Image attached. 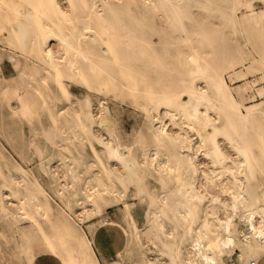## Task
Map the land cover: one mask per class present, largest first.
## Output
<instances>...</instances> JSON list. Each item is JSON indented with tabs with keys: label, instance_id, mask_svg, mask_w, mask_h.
I'll return each instance as SVG.
<instances>
[{
	"label": "bare ground",
	"instance_id": "6f19581e",
	"mask_svg": "<svg viewBox=\"0 0 264 264\" xmlns=\"http://www.w3.org/2000/svg\"><path fill=\"white\" fill-rule=\"evenodd\" d=\"M4 60L0 264H120L111 207L141 264H264V0H0Z\"/></svg>",
	"mask_w": 264,
	"mask_h": 264
},
{
	"label": "rangeland",
	"instance_id": "374dc122",
	"mask_svg": "<svg viewBox=\"0 0 264 264\" xmlns=\"http://www.w3.org/2000/svg\"><path fill=\"white\" fill-rule=\"evenodd\" d=\"M7 62H8L7 60H4V61H2L0 63V82H1L2 74L5 75V76H8V75L14 74V72H15V70L12 68L10 63L9 62L7 63ZM226 79H227L228 82H230L231 81V76L230 75H226ZM73 89H74V91H78V88L76 89L74 87ZM128 108L131 109L130 107H128ZM131 122H132V116H131L130 112L128 111V109L126 108L124 113H123V115L120 117V126H122L125 130L126 129L128 130V129H130V123ZM22 129L23 130L26 129V126L22 125L20 128H11V129H9L10 130L9 132L0 128V137H1L0 138V149H2L3 152H5V153L9 151L8 153H9V156H10L11 160L15 159L19 163H21L23 166L34 169L36 164L38 163V160H37L36 156L35 155L31 156L28 159L29 163L22 161L20 159V157H18V154L15 152V150H14L15 147L11 144V141L8 139L9 135H11L12 138L18 142L19 139H20L19 138V133L22 131ZM2 132L5 135H3ZM2 136H3L4 139L2 138ZM102 216H103L102 218H104L105 222H103L102 224H98L95 227L94 231L96 232L98 239H102L103 238V239H108V241L110 240L109 241V242H111V246H110V249H109L110 256H111L110 260L117 259V260L120 261V264H141L139 262H136L133 252L131 250H128L129 246L127 247V244L129 243L130 237H129L128 228L126 226L124 217L122 215L121 208H118V207L106 208V210H104V212L102 213ZM93 220H96V219L94 218ZM121 225H122V227H121ZM84 228L86 229V225H84ZM95 232H94V234H95ZM117 249L121 250V253H119L118 255H115L116 251H118ZM36 264H60V263H59V261L56 258L52 257L50 254L46 253L45 251H43L41 249L40 251H38V260H37Z\"/></svg>",
	"mask_w": 264,
	"mask_h": 264
},
{
	"label": "crops",
	"instance_id": "0c3cea01",
	"mask_svg": "<svg viewBox=\"0 0 264 264\" xmlns=\"http://www.w3.org/2000/svg\"><path fill=\"white\" fill-rule=\"evenodd\" d=\"M94 239H95V241H94ZM92 244L94 245L93 248H94L95 252L96 251L98 252V253L97 252L96 253L100 257V259L105 260V261H109L111 259L110 251H109L110 246H111V242H109L108 239H103V240L98 239L97 234L95 232V234L93 235V243ZM118 252L121 253V250H118L115 253V255H118L119 254ZM52 257H54V256H52ZM54 258H56V257H54ZM37 260H38V257L33 261L32 264H36ZM59 263H60V261H59Z\"/></svg>",
	"mask_w": 264,
	"mask_h": 264
}]
</instances>
